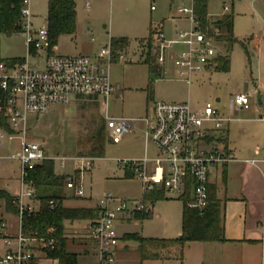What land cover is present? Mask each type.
Segmentation results:
<instances>
[{
  "label": "rangeland",
  "instance_id": "1",
  "mask_svg": "<svg viewBox=\"0 0 264 264\" xmlns=\"http://www.w3.org/2000/svg\"><path fill=\"white\" fill-rule=\"evenodd\" d=\"M78 16V31L73 38L64 35L59 38L56 45L57 52L68 53L77 45L92 44L99 51L103 46L111 43V38H126L127 48L120 47L118 50L125 51L126 60L114 62L110 68V77L114 84L120 85V93L115 94L109 101L110 116H124L137 118L138 121L131 133L126 134V142L117 143L113 134V123L107 119L105 106L96 101L81 100L76 103L57 105L50 111L38 114L39 117L31 116L28 119V136L30 140H36L44 144L46 152L56 158L58 171L66 174H73L76 161L73 157L79 154V137L87 139L96 128L102 123L105 128L107 142H110L103 157H96L90 170L85 171L82 178L83 197L87 204H94L107 194H112L121 199L129 201H140L143 199L144 190L142 182L135 176L124 178L125 169L119 162L121 159L132 156L135 152V144L145 137L147 131L146 122L141 118L149 116L153 119V101L166 102H190L193 106L199 107L210 101L216 105L223 104L232 92H244L252 96V50L249 48L247 54L240 42H236L231 53V67L229 71L214 70L205 73V81L194 82L191 86L187 83L176 80L173 62L169 59L170 54H178L185 48L183 45H176L166 54L164 69L167 74L161 72V76L156 75L150 81L148 64L140 57L141 38L149 36L150 26L153 28L162 26L166 39L178 40L179 32L189 30L191 21L187 17H177L174 7L170 8L167 0H155V10H151L152 0H91V6L85 7L83 0H75ZM49 0H31L30 8L33 14L32 26L39 28L46 25L48 16ZM229 5V10L224 8ZM251 0H212L209 3V14L222 16L226 13L234 15V33L238 39H243L248 35L249 24L248 15L251 10ZM210 16V17H213ZM96 41L92 42V38ZM155 34L153 35V40ZM216 41V40H214ZM147 42V41H145ZM224 44L216 41L215 44ZM56 53V52H55ZM57 54V53H56ZM154 57L155 54H151ZM0 56L2 58H24L29 57L31 67L39 66L34 55L29 54V47L26 37L22 33L12 36H0ZM46 54L42 53L40 63ZM150 56V55H148ZM148 59V57H147ZM157 65V61L155 62ZM163 71V70H162ZM154 87L153 94L149 86ZM152 89V88H151ZM220 97L221 101L216 102ZM254 98H252L253 100ZM249 113L250 118H260L264 116L259 112ZM235 130L237 135H234ZM231 137L244 147L259 146L264 147V123L250 120L247 124L231 123ZM126 138V137H125ZM20 140L4 141L0 157V189L8 190L12 194H19L22 185L21 163L12 155L20 149ZM87 153V152H86ZM67 157L65 166L61 168L60 157ZM248 155L238 156L246 158ZM220 188L222 200L224 222L226 225V235L239 234L243 228L248 231L262 232L259 220L264 213V178L260 170L256 167L231 163L228 165L227 178L216 177ZM31 209L37 208L39 202L36 198H24L23 201ZM184 199L178 195L166 193L165 197L159 198L152 206L149 216L145 218L131 217V213H126L131 219L119 227L122 235L125 232H136L144 237L153 238H178L182 232V212ZM65 204V201H64ZM14 222L19 224V216L16 213L8 212L5 209L3 200H0V255L6 252V247L2 241L3 222L6 223L8 234L16 232L11 226ZM65 221V232L70 235V250L79 253V264H88L89 257H96V252L89 250L86 253L79 243L73 242V236L82 224ZM88 222V221H86ZM79 231V230H78ZM82 232V231H81ZM128 242L126 253L118 254V259H130L125 261L130 264H142L141 260L135 258V240L129 236L123 237ZM207 245V244H205ZM204 244H191L186 248L184 259L145 260L143 264H199L201 259L207 264L211 251ZM177 247H172L171 251H161L162 256L179 253ZM261 259L264 260V246L260 247ZM262 261V262H261ZM201 263V262H200ZM40 264H58L57 260L43 259Z\"/></svg>",
  "mask_w": 264,
  "mask_h": 264
},
{
  "label": "built area",
  "instance_id": "2",
  "mask_svg": "<svg viewBox=\"0 0 264 264\" xmlns=\"http://www.w3.org/2000/svg\"><path fill=\"white\" fill-rule=\"evenodd\" d=\"M31 0H24L22 8L23 31L29 47V54L36 58L39 66L31 67L29 57L7 63L0 61V90L6 95L0 97V110L7 116L11 131L0 126L1 147L5 139H21V148L14 155L22 170L21 192L19 198V224L14 235L2 234L6 252L0 255V264H40L44 255L41 247L54 244V239L37 243L35 239L23 236L21 217L25 210H32L23 201L25 197L32 199L36 188L27 181L29 171L47 159L44 144L27 137L26 120L29 114L47 112L54 104H68L75 97H102L108 107L109 101L120 89L110 77V68L117 55L123 60L125 55L114 52L110 44L103 46L95 59L87 55H61L51 50L49 29L47 24L39 28L32 26ZM177 4L176 10L191 21L189 30L179 32L178 40L166 39L164 32L157 29L151 51L156 56L157 64L164 67L166 54L174 46L180 44L185 48L173 57L178 68V75L190 81L192 74L208 66L216 57L213 38L199 27L194 7V0H170ZM85 6H91V0H84ZM224 8L229 10V5ZM155 9V5L152 6ZM42 53L46 56L40 63ZM252 102L250 95L235 93L232 106L235 109L249 108ZM153 119L149 116L141 118L146 122L147 135L157 149L154 157L141 159H121L119 162L133 172L142 182L144 192L162 187L166 193L186 196L187 205L204 209L209 202V186L212 174L216 169L233 158L225 151L217 135L222 131L225 117L212 103L207 102L203 109L194 110L190 102L153 101ZM113 123V134L119 139L129 133L138 119L124 116H109ZM80 162L79 177L66 179L67 189L73 190L75 196H83L82 176L94 164V157L78 156ZM259 160L253 159V164ZM53 208L55 200L49 201ZM99 215L91 219L87 226L88 238L93 242L98 264H114L121 237L117 224L130 220L126 213L148 210L150 207L140 201L121 199L107 194L98 201ZM264 218V217H263ZM2 231L6 223L1 225Z\"/></svg>",
  "mask_w": 264,
  "mask_h": 264
},
{
  "label": "trees",
  "instance_id": "3",
  "mask_svg": "<svg viewBox=\"0 0 264 264\" xmlns=\"http://www.w3.org/2000/svg\"><path fill=\"white\" fill-rule=\"evenodd\" d=\"M210 1L212 0H194L199 27L208 36L224 44L226 55L219 58L217 68L220 71H228L230 52L238 41L233 31V14L227 13L217 19L210 18L208 10ZM23 6L24 0H0V36H12L13 34L22 33ZM46 24L49 29L51 50H53L61 36L76 34V1L49 0ZM156 30V28L151 26L150 34L147 38L149 42L152 41ZM126 44V38H111V45L115 53L117 52L116 49ZM243 45L245 44L243 43ZM116 59L117 55L114 57V60ZM3 60L11 64L14 61L23 60V58H2L0 56V61ZM146 63L153 81L155 75L159 73L155 57H152V55L148 56ZM3 95L6 94L0 90V97ZM0 126L9 132L11 131L7 123V116L1 110ZM78 145L80 156H91L94 158L105 156L107 139L104 125L101 123L93 134L85 140L79 137ZM128 172L133 174L131 170H128ZM131 176L128 173L126 174V177ZM66 179L65 175L56 173L55 161L52 158L45 159L29 171L27 181L31 182L36 188L34 198L39 202V206L23 212L21 232L23 236L35 239L37 243L41 242V238L45 240L54 239L53 245L41 247L46 258L57 260L58 264H79V253L69 248L70 239L65 232V221L95 219L99 215V210L91 207L65 206L64 200L67 198L65 194ZM188 194L189 192H187L185 198L183 197L185 202L182 212V232L178 238L144 237L136 233L127 235L137 242V247L129 251L130 253H135V258L141 261L162 258L161 251H171L172 247L178 248L179 256L182 258L183 249L190 242L226 240L222 200L218 197L216 185L211 184L209 186V202L202 210L189 207L186 204L189 199ZM163 197H165L164 189L156 187L144 192L143 201L144 203L150 201L151 205L154 206L155 201ZM51 199L56 202L53 208L49 203ZM0 200L4 201L6 211L19 214L20 202L17 195L11 194L8 190L0 189ZM150 209L136 211L132 213L131 217L145 218L149 216Z\"/></svg>",
  "mask_w": 264,
  "mask_h": 264
},
{
  "label": "crops",
  "instance_id": "4",
  "mask_svg": "<svg viewBox=\"0 0 264 264\" xmlns=\"http://www.w3.org/2000/svg\"><path fill=\"white\" fill-rule=\"evenodd\" d=\"M167 1H169L170 8H172L174 4L170 0H167ZM83 2H84V0H83ZM154 2H155V0H152L151 10H155V9H152V6L155 5ZM84 4H85V2H84ZM251 6H252L251 10H250L249 14H247L249 16L248 17V24H249L248 35L243 39H238L235 36V33H234V36L237 38V40H238L237 42H240L241 45L244 47V49L246 50L249 57H250V54L248 52V49L250 48L252 50V53H251L252 54V65H253V68H252L253 88L251 91L252 96H251V94H248V93H245V94L250 95L251 98H254V99L252 100L249 108L235 109L232 106V98H233L234 94L235 93H244V92H238L237 91V92H232L230 94L229 98L227 99V101H225L223 104L216 103V105H215L213 103L221 111V113L225 117H230L229 120L224 122L223 129H222V131H220L218 133L217 139L223 143V145L225 147V151L233 158V160L228 162L227 164L219 166L216 169V171L212 174V184L216 185L217 194L221 200H223V199L220 197V188H219V185L216 181V177H219L221 175V176H224V179L226 180L227 169H228L229 164L239 163L242 165L256 167L260 170V172L262 173L263 178H264V147L259 148L258 145L256 147L255 146L254 147L253 146L244 147L243 145L239 144L236 140H234V138L231 137V123L232 122H237L238 124L244 125L253 119L255 121L264 123V116H261L260 118H250V117L246 116L249 113H245L246 111H250L252 113L259 112L261 114H264V111H259L258 106H257V97L260 94H264V0H251ZM174 11L176 12L177 17H185V16L181 15L180 13H178V11L176 10V7H174ZM231 14H233V13H231ZM210 16H213V15H210ZM222 16H213L210 18L217 19V18L222 17ZM151 26H150V28H151ZM78 27H79V25H78V16H77V31H78ZM155 28L161 29L163 31L161 25H159L158 27H155ZM77 31H76V34H77ZM233 31H234V15H233ZM76 34L70 35V36L75 38ZM148 37L149 36L143 37V38H141V41H140V46H141L140 47L141 48L140 57L145 62L147 61L148 55L153 54L151 51V47L153 45L154 40L152 39V41L149 42L147 39ZM112 38H114V37H112ZM213 40H214V38H213ZM95 41H96V39L93 37L92 42H95ZM145 41H147V42H145ZM215 42L216 41H213L214 47L216 48V52H217L215 59L208 66H206L204 69L194 72L192 74V78L190 81H187V80L179 77L178 68L176 67L174 60H173V57L176 54L171 53L169 59L173 62V67L175 69L174 74H175L176 80L185 82L189 86H191L195 81L196 82L205 81L206 80L205 79V73L211 71L212 69L218 70L217 66L219 64V58L226 55V48L224 45L222 46L219 43H218V45L215 44ZM243 43L245 45H243ZM76 44L77 45L74 47V49L68 51V53H65V54H63V53L61 54V53L57 52V49H58L57 46H55L53 48V51L56 52L57 54H61V55H87L93 59L96 58L98 52L100 51V50L97 51V48L95 46H93L92 44H81V45L79 43H76ZM122 48L126 49L127 44L124 45ZM116 51L121 52L118 49H116ZM121 53L124 54L125 51H123ZM231 53H232V51L230 52V56H229V61H230L229 62V70L231 67ZM154 57H155V62H156V56L154 55ZM124 60H126V57L123 60H119L117 58L116 60L113 61V63L117 62V61H124ZM157 66L159 68V73L157 75L161 76V74H162L161 72H164L163 73L164 75L167 74V71H166V69H164V67H161L158 64H157ZM149 74H150V70H149ZM150 81L152 83L151 75H150ZM149 89L151 90V93L153 94V90H154L153 84H152V87L149 86ZM117 93L118 94L120 93V89L115 94H117ZM81 100H91V101H96V102L101 104L103 102L104 98H102V97H83V96L79 97L78 96V97H75L70 103H76L77 101H81ZM219 101H221L220 97H218L216 99V102H219ZM173 102H175V101H173ZM207 102H210V101H207ZM205 104H203L199 107H195L192 104H191V106L194 110H201V109H203ZM57 105H62V104H54L50 107V109L48 111H50L53 107H55ZM63 105H65V104H63ZM103 105L105 106V113L107 116V115H109V105L107 107L104 102H103ZM31 116H34L35 118L39 117L38 114H29L28 115L27 120H26L27 137L28 138H29V136H28V119ZM132 131H133V129L129 133H131ZM235 135H237L236 130L234 132L233 137ZM127 138H129V137H127V135L125 134L124 136L119 138V141L117 143H121L123 141L126 142ZM5 140L12 141L9 139H5ZM13 140H20L19 143H20V148H21V139L15 138ZM109 144H110V142H107L106 149H107ZM3 145H4V142H3ZM3 145L1 147V149L3 148ZM44 150H45V148H44ZM45 153H46L47 158H52L55 161L56 173L63 174L66 176V178L70 177V176H75L77 178L79 177L80 162L77 159V157L80 155L78 153H76V155L73 157L74 158L73 160L76 161L77 164L75 166V171L72 175L66 174L62 171H58L57 166H56V158L54 156L49 155L46 152V150H45ZM157 153L158 152H157L156 147L151 142L147 133H145V137L143 139L139 138V140L135 144L134 154H132V156L126 157L124 159H141L145 156H149L152 158L155 155H157ZM105 154H106V151H105ZM14 155H12V158L17 159L16 157H14ZM243 155H248V156L246 158H239L238 157V156H243ZM253 159H257L259 161L255 164H253L251 162V160H253ZM59 160L61 161V163H59V164H60L61 168H63L65 166V161L67 160V157H64V156L60 157ZM124 169H125L124 178H130V177H126L127 173L129 175H132L131 177H135L134 174L128 172L129 169L127 167H124ZM82 178H83V176H82ZM65 192H66L65 194L67 196V198L64 200L65 206H67V207L97 208V204H98L97 201L94 204H87L86 200H83V201L80 200L83 196H79V197L75 196L73 190L67 189V187H65ZM13 195H17V194H13ZM263 199H264V189H263ZM263 217H264V213H263V216L261 217V219L259 220V224L262 226V232L261 233H259L258 231H248L247 232V229L243 228L239 234L226 235V233H225L226 240H224V241H194V242H190V243L186 244V246L184 247L182 258L179 256V253H174V254L172 253L168 256H163L162 258L146 259V260L167 261V260H171V259H178L180 261H183L186 248L189 247L191 244L200 243V244H204V245L207 244L205 246H209L207 248L210 249L211 251H214V253L211 252L210 257L208 256L207 264H260L259 259H261V257H262L260 247H261V245H262V247L264 246V218ZM90 220L91 219L68 220V222L76 221L75 224H78V223L82 224L81 229H78L79 231L77 230L75 235H72V236H73V242L79 243V245L83 248V251L86 253V255H89V254H87V252L89 250L95 251L94 246H93V242L88 238L87 226H88V223ZM14 221L15 220H12L13 223L11 224V226L17 232L18 231V222L17 221L14 222ZM86 221H88V222H86ZM125 223H127V221H122V222H119L117 224V231H118L119 236L121 237V244L117 250V256H116V260H115L114 264H127V262H125V261L133 259V257L130 259H125V260L118 259V254L120 253V251H122V253H126L127 252L126 250H128V248H129L128 242H125L123 237L127 236L129 234H132V233H136V232H125L121 235L119 232V227ZM225 228H226V225H225ZM225 232H226V229H225ZM2 233L8 234L6 231H2ZM136 234H139V233H136ZM9 235H13V234H9ZM67 236L70 237V235H68V234H67ZM133 247H134V249L137 247V242H135V245ZM91 256H93V257H89L88 264H98L97 256L96 257H94V255H91ZM43 259H46V257L44 255H42V257H41V260H43ZM78 260H79V256H78ZM144 261H142L141 263L143 264ZM200 262H199V264H205L203 258L201 259ZM128 264H130V262H128ZM262 264H264V260H263Z\"/></svg>",
  "mask_w": 264,
  "mask_h": 264
},
{
  "label": "water",
  "instance_id": "5",
  "mask_svg": "<svg viewBox=\"0 0 264 264\" xmlns=\"http://www.w3.org/2000/svg\"><path fill=\"white\" fill-rule=\"evenodd\" d=\"M257 106L259 111H264V94L257 97Z\"/></svg>",
  "mask_w": 264,
  "mask_h": 264
}]
</instances>
